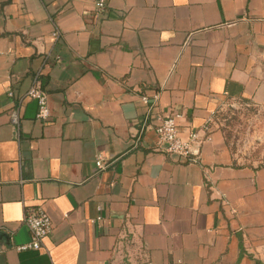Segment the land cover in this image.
Here are the masks:
<instances>
[{"label":"crops","instance_id":"0c3cea01","mask_svg":"<svg viewBox=\"0 0 264 264\" xmlns=\"http://www.w3.org/2000/svg\"><path fill=\"white\" fill-rule=\"evenodd\" d=\"M94 7L0 0V264H264V167L237 164L213 123L225 101L264 109V0ZM168 113L198 133L194 162L159 147ZM38 208L53 230L20 251Z\"/></svg>","mask_w":264,"mask_h":264},{"label":"built area","instance_id":"2783aa9c","mask_svg":"<svg viewBox=\"0 0 264 264\" xmlns=\"http://www.w3.org/2000/svg\"><path fill=\"white\" fill-rule=\"evenodd\" d=\"M109 0H95L94 15L100 18L107 10ZM58 37V31L53 33ZM9 92V95H12ZM27 97L34 100L37 104L38 120L47 123L51 118V111L48 105L47 93L42 89L39 81L35 78L30 89L26 93ZM144 105H150V100L147 96L141 97ZM157 100V96H155ZM152 106H149L148 114L151 113ZM180 115L177 113H168L157 117L156 134L159 147L167 154H176L182 158L194 162L193 145L198 140V133L190 132L188 136L183 137L180 133L178 119ZM11 121L14 125H18L20 121L19 114L13 112ZM194 159V160H193ZM96 165L100 170L107 168V164L101 157L96 161ZM24 222L29 230L30 239L27 243L18 247L20 251L39 250L43 246V241L48 237L53 230V222L49 214L42 208L33 209L25 214Z\"/></svg>","mask_w":264,"mask_h":264},{"label":"rangeland","instance_id":"374dc122","mask_svg":"<svg viewBox=\"0 0 264 264\" xmlns=\"http://www.w3.org/2000/svg\"><path fill=\"white\" fill-rule=\"evenodd\" d=\"M213 123L239 165L264 167V109L238 100L223 102Z\"/></svg>","mask_w":264,"mask_h":264}]
</instances>
